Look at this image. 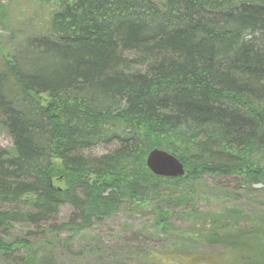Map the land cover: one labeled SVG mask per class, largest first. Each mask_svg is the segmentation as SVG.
<instances>
[{"label": "trees", "instance_id": "16d2710c", "mask_svg": "<svg viewBox=\"0 0 264 264\" xmlns=\"http://www.w3.org/2000/svg\"><path fill=\"white\" fill-rule=\"evenodd\" d=\"M38 1L40 33L0 70V126L12 140L0 148V200L30 209L0 211V229L15 217L52 221L68 204L70 217L51 226L77 233L125 202L151 200L162 204L155 222L166 231L185 214L177 206H194L206 175L264 185V44L235 30L264 24V0ZM109 144L111 152L91 153ZM154 148L177 157L185 174H152L145 158ZM61 173L65 186L53 181ZM162 187L177 191L178 205ZM198 214H189L194 241L209 252H151L152 264H264V217L239 207ZM12 249L0 239V251ZM34 259L28 252L19 264Z\"/></svg>", "mask_w": 264, "mask_h": 264}, {"label": "rangeland", "instance_id": "374dc122", "mask_svg": "<svg viewBox=\"0 0 264 264\" xmlns=\"http://www.w3.org/2000/svg\"><path fill=\"white\" fill-rule=\"evenodd\" d=\"M44 16L39 1L0 0V70L3 60L22 48L27 37L40 33ZM0 148L12 149V140L1 126ZM112 149L99 146L91 153L99 156ZM67 178L65 173L54 174L53 181L57 186H65L70 180ZM238 181L234 176H204L194 185V206H177L176 211L184 209L185 214L174 216L171 221L174 227L166 231L155 222L159 203L151 200L125 202L117 214L94 221L77 233L57 232L51 226L70 217L72 207L68 204L61 205L49 222L35 224L15 217L0 229V239L13 244L12 250L0 251V264H19L28 252L34 253L35 264H152L151 252L176 257L197 251L207 253L209 247L196 243L195 232L199 227L191 226L195 222L190 217L193 211L199 213L197 216H207L239 207L247 215L264 217V185L243 186ZM160 194L170 195L171 204L178 205L174 196L177 191L162 187ZM13 209L22 213L30 206L24 200L15 204L0 200V211ZM18 240L25 243L20 244Z\"/></svg>", "mask_w": 264, "mask_h": 264}, {"label": "water", "instance_id": "95a60500", "mask_svg": "<svg viewBox=\"0 0 264 264\" xmlns=\"http://www.w3.org/2000/svg\"><path fill=\"white\" fill-rule=\"evenodd\" d=\"M150 172L159 177L179 178L185 174L183 163L168 151L154 148L145 158Z\"/></svg>", "mask_w": 264, "mask_h": 264}, {"label": "bare ground", "instance_id": "6f19581e", "mask_svg": "<svg viewBox=\"0 0 264 264\" xmlns=\"http://www.w3.org/2000/svg\"><path fill=\"white\" fill-rule=\"evenodd\" d=\"M203 1L204 0H189V5L192 7H194V6L197 7V6L201 5ZM213 15L217 18L219 13L216 12ZM215 17H213V20L216 22L217 20ZM235 30L237 32L236 34L238 35V38H242L245 42L256 43V40H259L261 45L264 44V36H263L264 35V24L261 23L259 20L257 22H255V24H251V25L247 24V25H244L242 27H236ZM257 30L261 31L263 35L261 36L257 32ZM42 92L48 94V92H46V91H42ZM115 145L116 144H109V145H101V146L113 147V149H114ZM111 151H109V152H111ZM109 152H107V153H109ZM107 153H105V154H107ZM5 211H10V210H5ZM5 211H2V212H5Z\"/></svg>", "mask_w": 264, "mask_h": 264}]
</instances>
